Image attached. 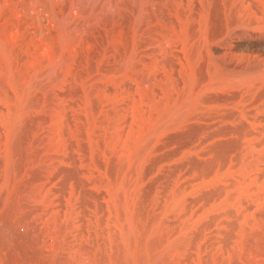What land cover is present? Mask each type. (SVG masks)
<instances>
[{
  "label": "rangeland",
  "instance_id": "rangeland-1",
  "mask_svg": "<svg viewBox=\"0 0 264 264\" xmlns=\"http://www.w3.org/2000/svg\"><path fill=\"white\" fill-rule=\"evenodd\" d=\"M0 164V264H264V0H0Z\"/></svg>",
  "mask_w": 264,
  "mask_h": 264
},
{
  "label": "bare ground",
  "instance_id": "bare-ground-1",
  "mask_svg": "<svg viewBox=\"0 0 264 264\" xmlns=\"http://www.w3.org/2000/svg\"><path fill=\"white\" fill-rule=\"evenodd\" d=\"M217 1H218V0H217ZM134 2H135V1H134ZM171 2H172V1H171ZM204 2H205V1H204ZM251 3H252V2H251ZM136 4H137V3H136ZM213 4H214V3H213ZM215 4H216V3H215ZM127 6H128V5H127ZM211 8H212V7H211ZM134 9H135V8H134ZM128 10H129V8H128ZM156 10H157V9H156ZM251 10H253V9H251ZM133 11H134V10H133ZM210 11H211V10H210ZM254 11H255V10H254ZM126 12H127V11H126ZM129 12H130V11H129ZM225 12H226V9H225ZM255 12H257V11H255ZM133 14H134V13H133ZM211 16H212V15H211ZM214 16H215V15H214ZM215 17H216V16H215ZM99 18L101 19V17H99ZM209 18H210V17H209ZM213 18H214V17H213ZM210 19H211V18H210ZM212 20H213V19H212ZM107 23H108V21H107ZM228 24H229V23H228ZM229 25L231 26V24H229ZM247 26H248V25H247ZM228 27H229V26H228ZM228 27H227V28H228ZM211 30H212V29H211ZM218 31H219V29H218ZM218 31H217V32H218ZM215 33H216V32H215ZM221 33H223V32L221 31ZM211 34H212V33H211ZM209 35H210V34H209ZM221 35H222V34H221ZM211 36H212V35H211ZM208 38H209V37H208ZM238 67H239V66H238ZM234 68H235V67H234ZM258 84H259V83H258ZM258 84H256V85H258ZM256 85H255V86H256ZM261 90H262V89H261ZM260 92H261V91H260ZM262 92H263V91H262ZM260 95L262 96V93H261ZM0 165H3V164H0ZM1 167H2V166H1ZM2 170H3V169H2ZM0 171H1V170H0ZM0 174H2V173H0ZM11 174H12V173H11ZM17 178H18V176H17ZM0 179H2V178L0 177ZM22 182H23V181H22ZM10 184H11V183H10ZM21 184H22V183H21ZM16 185H17V183H16ZM17 187H18V186H17ZM17 187H16V189H17ZM9 190H10V189H9ZM4 192H5V191H4ZM1 194H2V193H1ZM17 194H18V193H17ZM20 194H21V193H20ZM21 195H22V194H21ZM3 196H4V195H2V197H3ZM13 197L15 198V196H13ZM16 197H17V196H16ZM2 199H3V198H2ZM15 199H17V198H15ZM0 200H1V197H0ZM20 200H21V199H20ZM23 200H24V198L20 201V203H21ZM1 201H2V200H1ZM1 201H0V202H1ZM12 202H13V201H12ZM12 202H10V203H12ZM16 202H17V201H16ZM16 202H15V203H16ZM0 204H1V203H0ZM25 204H26V203H25ZM12 205H13V204H12ZM12 205H9V206H12ZM0 206H1V205H0ZM9 206H8V207H9ZM15 206H16V205H15ZM18 206H19V205H18ZM21 206L23 207V204H22ZM21 206H20V207H21ZM6 208H7V207H6ZM12 208H13V207L8 208V209H9V212H10V209H12ZM23 208H24V207H23ZM14 209H15V208H14ZM18 209H19V208H18ZM21 209H22V208H21ZM263 209H264V208H263ZM263 209H262V210H263ZM6 210H7V209H6ZM7 211H8V210H7ZM13 211H14V210H13ZM13 211H12V212H13ZM16 211H17V210H16ZM23 212H24V211H23ZM262 212L264 213V211H262ZM0 216H2V213H1ZM259 216H260V215H259ZM262 217H263V216H262ZM260 218H261V217H260ZM262 220H263V218H262ZM21 222H23V221H21ZM20 225H21V224H20ZM261 226H262V225H261ZM21 227H22V226H21ZM26 228H27V227H26ZM28 228H29V227H28ZM262 228H263V227H261V229H262ZM1 229H3V228H1ZM261 229H260V230H261ZM9 231H10V230H9ZM261 231H262V230H261ZM0 232L2 233V231H0ZM13 232H14V231H13ZM256 232H257V231H256ZM262 232H263V231H262ZM262 232H260V233H262ZM253 233H254L253 235H255V232H253ZM16 234H17V232H16ZM22 234H23V233H22ZM258 234H259V233H258ZM263 234H264V233H263ZM12 235H13V234H12ZM3 236H4V235H3ZM13 236H14V235H13ZM17 236H18V235H17ZM263 236H264V235H263ZM4 237H6V236H4ZM251 237H252V235H251ZM254 237H255V236H254ZM257 237H259V235H257ZM0 238H2V237H0ZM14 238H16V237H14ZM21 238H22V237H21ZM25 238H27V237L25 236ZM252 238H253V237H252ZM262 238L264 239V237L261 236L260 240H261ZM3 239L6 240V238H3ZM7 239H8V238H7ZM255 239H256V238H255ZM255 239H254V240H255ZM257 239H258V238H257ZM263 239H262V241H263ZM1 240H2V239H1ZM27 240H28V239H27ZM260 240L258 241L259 243H260ZM3 241H4V240H3ZM252 241H253V240H252ZM262 241H261V242H262ZM1 242H2V241H1ZM4 242H5V241H4ZM7 242H8V241L6 240V243H7ZM254 242H255V241H254ZM258 242H257V243H258ZM255 243H256V242H255ZM257 243H256L257 246L260 245V244H257ZM0 244H1V243H0ZM2 244H3V243H2ZM2 244H1V245H2ZM4 244H5V243H4ZM4 246H6V245H4ZM4 246H3V248H4ZM8 247H9V246H8ZM259 247H260V246H259ZM263 247H264V246H263ZM0 249H2V247H1ZM28 250H29V249H28ZM2 251H3V250H2ZM32 251H33V250H32ZM4 252H5V251H4ZM35 252H36V251H35ZM258 252H259V251H258ZM31 253H32V252H31ZM31 253H30V254H31ZM59 253H60V252H59ZM30 254H29V256H31ZM34 254H35V253H34ZM53 254H54V253H53ZM63 254H64V251H63L62 255H63ZM0 255H1V254H0ZM3 255H4V254H3ZM58 255H59V254H58ZM69 255H70V254H69ZM4 256H5V255H4ZM6 256H7V255H6ZM32 256H34V255H32ZM63 256H64V255H63ZM63 256H62V257H63ZM67 256H68V255H67ZM54 257H55V255H54ZM60 257H61V256H60ZM140 257H141V255H140ZM140 257H139V258H140ZM5 258H6V257H5ZM28 258H29V257H28ZM57 258H58V256H57ZM66 258H67V257H66ZM136 258H137V257H136ZM142 258H143V256H142ZM142 258H141V260H143ZM31 259H33V258H31ZM134 259H135V256H134ZM4 260H5V259H4ZM28 260H29V259H28ZM64 260H65V258H64ZM29 261H30V260H29ZM59 261H60V260H58V262H59ZM132 261H133V259H132ZM136 261H138V260H136ZM136 261H133V262H136ZM64 262H65V261H64ZM64 262H62V263H64ZM138 262H139V261H138ZM62 263H61V264H62ZM141 264H142V263H141Z\"/></svg>",
  "mask_w": 264,
  "mask_h": 264
}]
</instances>
